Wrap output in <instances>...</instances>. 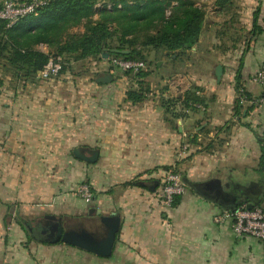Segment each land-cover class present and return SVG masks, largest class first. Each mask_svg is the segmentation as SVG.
I'll use <instances>...</instances> for the list:
<instances>
[{
	"label": "crops",
	"instance_id": "0c3cea01",
	"mask_svg": "<svg viewBox=\"0 0 264 264\" xmlns=\"http://www.w3.org/2000/svg\"><path fill=\"white\" fill-rule=\"evenodd\" d=\"M241 4L252 30L260 10V31L252 34L237 74L222 63L220 50L195 47L180 56L150 51L157 69H147L142 80L149 92L137 102L128 97L140 89L137 79L112 69L107 60L89 59L87 72L72 62L50 81L21 83L5 76L0 85V264H264L263 242L237 237L230 223H214L224 210L218 204L188 186L172 206L160 195L167 169L181 171L193 183L218 179L229 189L264 185V105L251 102L263 93L252 77L264 74V0ZM84 31L83 24L70 33ZM215 35L202 32L199 42ZM37 49L50 52L46 45ZM189 91L204 102L186 105ZM168 108L176 116L167 114ZM75 152L85 157L97 152L98 159L88 163ZM84 183L93 191L91 203L78 194ZM91 209L101 215L91 216ZM113 215L121 217V228L108 258L51 244L52 230L36 236L47 221L92 232L104 228L100 217ZM34 221L26 234L23 223ZM97 234L104 235V229Z\"/></svg>",
	"mask_w": 264,
	"mask_h": 264
},
{
	"label": "trees",
	"instance_id": "16d2710c",
	"mask_svg": "<svg viewBox=\"0 0 264 264\" xmlns=\"http://www.w3.org/2000/svg\"><path fill=\"white\" fill-rule=\"evenodd\" d=\"M98 4L101 8H97ZM259 12L254 15L253 35L260 31ZM205 17V8L192 0H51L14 25L0 19V55L6 58L0 59V66L17 76L23 72L25 81H35L53 56L63 58V72L68 68L65 60H99L108 55L107 61L123 58L145 62L150 51L185 55L198 46ZM83 24L84 33H70ZM39 45H46L50 52L38 50ZM142 72L135 74L140 89L128 93L133 102L149 92L148 84L142 80L149 73ZM203 102L192 91L184 98L186 105ZM166 113L176 116L170 108ZM261 141L260 170H264V140ZM179 201L177 198L174 204Z\"/></svg>",
	"mask_w": 264,
	"mask_h": 264
},
{
	"label": "built area",
	"instance_id": "2783aa9c",
	"mask_svg": "<svg viewBox=\"0 0 264 264\" xmlns=\"http://www.w3.org/2000/svg\"><path fill=\"white\" fill-rule=\"evenodd\" d=\"M51 0H31L29 2L17 3L9 0L3 2L0 10V19L8 20L10 25H14L19 19L35 13L38 9L45 7ZM63 58L53 56L48 64L38 72L37 77L42 81H50L59 77L63 69ZM112 69L119 70L122 73L131 72L138 74L146 69V63L143 61L126 60L123 58H112L108 60ZM254 83L263 87L261 96L252 99L254 106L264 105V74L258 72L252 77ZM239 98L247 101V95L243 89L238 92ZM187 185L183 175L177 170H170L165 174L161 183V198L166 206H172L178 197L185 194ZM79 196L86 202L91 203L93 192L89 185L82 184L78 189ZM218 226L226 224L231 225L234 234L241 237H252L264 243V207L256 206L248 209L246 204L240 205L236 211L223 210L213 218Z\"/></svg>",
	"mask_w": 264,
	"mask_h": 264
},
{
	"label": "rangeland",
	"instance_id": "374dc122",
	"mask_svg": "<svg viewBox=\"0 0 264 264\" xmlns=\"http://www.w3.org/2000/svg\"><path fill=\"white\" fill-rule=\"evenodd\" d=\"M192 1H195L198 5L203 6L206 11V17H205L204 27H203L202 32L206 31L208 32V34L215 33L216 34L215 36L217 38V39L211 38L208 40L203 39L202 43L199 42L197 47L199 48L202 47V50H206V51H208L209 49L210 52H212V50L216 52L220 50L221 52H223L224 55L222 54L223 55L222 56L223 58L221 60L222 63L225 64L226 68L230 71V73L237 74V72L239 71V68L241 67L243 57L245 56L247 48L250 47L251 40H252V34H251L252 28L248 27L249 24L246 21V17L243 16V13H242L243 12L242 4H241L242 0H192ZM169 13L170 12H168V14ZM147 54H148V58H147V61H145L146 69L142 73L147 72V69H150V68H152V70L157 69L156 67L157 57L152 56L151 53H147ZM218 56L219 55H216V58L220 57ZM1 58L6 59L4 58V56L0 55V59ZM104 60H107V58L106 59L100 58L97 61L103 62ZM65 62L67 64L66 67H69V65H71L72 62L78 65H81V69H84L83 71H86V72L88 71V66H90L91 64V61L89 59L81 60L77 62L71 61V60H65ZM120 74L129 76L134 81L137 79L135 74L127 73L128 74L127 75L122 72H120ZM5 76L9 78L13 77L16 81H19L21 83L25 82V79H24L25 76L23 72H21L19 76H17L16 74H13V72L8 71L7 69L6 71L0 70V85L3 79H5ZM34 79L35 80L38 79L37 75L36 77H34ZM135 82L137 86L139 87L138 79ZM168 171L169 169H167L165 172H168ZM179 172L183 175L181 171ZM23 224H26L25 228H27L26 229L27 231L26 230L25 231L27 234L28 230L32 229L33 225L35 224V221L31 225H29V222L23 223ZM76 228L87 229L83 225L77 226ZM89 228L93 229L92 227H89ZM66 229H69V227L68 228L66 227ZM92 232L95 233L96 230L95 231L93 230ZM36 236L39 238H44L40 235V233L38 234L36 233Z\"/></svg>",
	"mask_w": 264,
	"mask_h": 264
},
{
	"label": "water",
	"instance_id": "95a60500",
	"mask_svg": "<svg viewBox=\"0 0 264 264\" xmlns=\"http://www.w3.org/2000/svg\"><path fill=\"white\" fill-rule=\"evenodd\" d=\"M105 57H108V55H105ZM223 71V67L219 65L216 70V76L219 81H221ZM106 81L108 80L105 79L104 82ZM75 156L88 163H94L98 159L97 152L91 153V157H85L84 155L75 152ZM185 183L198 195L218 204L224 210L236 211L237 208L242 205L240 204L241 202L238 201L236 193L229 190V185L224 187L222 182L218 179H213L205 183H193L186 179ZM253 187L255 188L253 194L256 196V198H251L246 203L247 208L250 210L261 205V195L264 185L258 184L254 185ZM244 189L249 192V189ZM90 215L100 216L101 212L91 209ZM50 218L55 219V217ZM100 218L104 228L97 227L98 229L95 233L83 228L66 229L63 227L62 221H60L58 225L53 227L52 237L49 242L51 244H57L61 242L94 254L98 257L108 258L112 255L114 246L116 244L117 234L119 233L121 227V217L119 215H113L102 216ZM101 229H104V235L102 236L97 234V232L101 231Z\"/></svg>",
	"mask_w": 264,
	"mask_h": 264
},
{
	"label": "flooded vegetation",
	"instance_id": "af4514ba",
	"mask_svg": "<svg viewBox=\"0 0 264 264\" xmlns=\"http://www.w3.org/2000/svg\"><path fill=\"white\" fill-rule=\"evenodd\" d=\"M234 187H230V191H234L238 197V201H240V204H246L251 198H256V196L253 194V191L255 190L254 187L249 189V192H247L245 189L242 190H237V189H233ZM237 188V187H236ZM251 194V195H250ZM55 223L53 222H48L46 224V227H43L42 230L40 231V234H45L46 236H48L49 234H51V230L53 229V225Z\"/></svg>",
	"mask_w": 264,
	"mask_h": 264
}]
</instances>
